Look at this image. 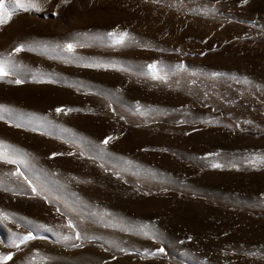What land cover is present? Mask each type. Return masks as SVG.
Here are the masks:
<instances>
[{
  "label": "rangeland",
  "instance_id": "374dc122",
  "mask_svg": "<svg viewBox=\"0 0 264 264\" xmlns=\"http://www.w3.org/2000/svg\"><path fill=\"white\" fill-rule=\"evenodd\" d=\"M37 3L0 25V264H264V0Z\"/></svg>",
  "mask_w": 264,
  "mask_h": 264
},
{
  "label": "snow or ice",
  "instance_id": "6c2138e0",
  "mask_svg": "<svg viewBox=\"0 0 264 264\" xmlns=\"http://www.w3.org/2000/svg\"><path fill=\"white\" fill-rule=\"evenodd\" d=\"M66 2V0H65ZM244 3H247V0H243ZM5 7L8 8L7 11V17L8 19H5L4 16L2 14H0V25L2 24H6L8 23L9 19L11 18L12 15H14L15 13L19 12V11H23V12H29V11H39L40 8L38 6L37 0H14V4L12 3H8L6 4V0H0V13H3V10L5 9ZM110 36L114 37V42L117 45H123L126 38H128V33H120V34H116V33H109ZM67 51L72 52L74 50V45L73 44H67L65 45ZM24 46L20 45L15 49V52H21L24 51ZM90 66V65H89ZM150 69L153 70V78L154 79H163V77H160L156 72H155V65H150L149 66ZM181 68H183V66H181ZM7 73L4 71V66L3 63H0V77L6 76ZM214 75H218L215 74ZM21 81L17 80L16 83H20ZM58 113L63 111L62 109H57L56 110ZM69 111H71V109H69ZM111 139H113L112 137H108L105 139L104 143L107 144ZM7 162H11V161H7ZM213 167H220V165H213ZM35 191V190H34ZM0 215H3L2 213H0ZM5 219H7V217H5ZM69 227H71V225H69ZM35 237H33L32 235H28L24 238H22L21 242H26L27 240H31L34 239ZM72 239V237L69 236H64L63 240L64 241H68ZM75 239L79 240L80 236L77 235L75 237ZM79 245H73V247H78ZM160 252H163V249L159 250ZM151 255H155V253H151ZM11 256H0V260L2 261H7L10 260Z\"/></svg>",
  "mask_w": 264,
  "mask_h": 264
}]
</instances>
